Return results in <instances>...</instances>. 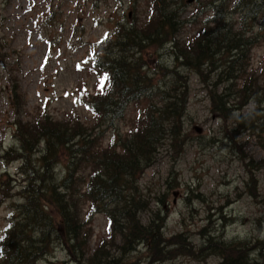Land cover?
I'll use <instances>...</instances> for the list:
<instances>
[{"label": "rangeland", "instance_id": "obj_1", "mask_svg": "<svg viewBox=\"0 0 264 264\" xmlns=\"http://www.w3.org/2000/svg\"><path fill=\"white\" fill-rule=\"evenodd\" d=\"M188 1L185 21L197 10V3ZM151 4L144 0L135 15L129 0H0V239L24 203L17 194L23 184L22 163L12 151L21 146L14 128L13 82L17 80L25 97L26 120L46 111L66 121L81 119L90 127L103 125L104 148L111 143V130L129 135L138 113L146 120L149 106L160 107L163 97L178 89L188 91L181 139L176 142L168 136L158 144L155 162L137 179L135 194L144 207L139 212L144 224L157 213L165 219V240L135 242L134 251L124 258L117 243L110 246L111 253L122 264H264V111H259L262 116L253 129L251 121H245L255 109L252 102L242 110L230 109L224 117L216 112L209 71L198 73L178 57L179 46L189 48L199 28L186 23L176 46H149L150 51H144L141 71L154 89L141 105L132 104L126 119L115 121L114 127L79 102L81 86L94 94L100 75L91 65L98 55L115 52L113 31L118 22L127 21L124 13L129 21L135 16L146 25ZM247 15L244 23L250 26L253 20ZM240 16L230 15L232 22ZM260 24H255V31ZM127 56L141 55L133 50ZM262 68L264 39L250 54V69L261 73ZM55 168L56 177L63 175L62 164ZM125 194L133 197V189ZM89 209L87 203L84 214ZM107 225L105 213L91 221L92 251L104 239L109 242ZM66 247L64 242L53 243L36 264H78Z\"/></svg>", "mask_w": 264, "mask_h": 264}, {"label": "trees", "instance_id": "obj_2", "mask_svg": "<svg viewBox=\"0 0 264 264\" xmlns=\"http://www.w3.org/2000/svg\"><path fill=\"white\" fill-rule=\"evenodd\" d=\"M143 1L129 0L135 15ZM194 1L197 10L189 21L183 20L185 0H149L152 4L148 10L152 14L146 25L135 16L133 22L129 21L128 13H124L127 21L118 22L114 36L111 35L115 52L98 55L91 65L100 75L94 94L85 86L79 92V102L95 118L114 127L115 121L126 119L132 104L141 105L148 99L154 88L141 71L146 64L142 54L150 51L149 46L156 49L169 43L176 46L184 24L191 23L199 32L189 48L179 46V59L198 73L209 71L216 112L222 117L232 108L238 111L254 103V111L245 118L246 124L251 121L249 128H254L262 116L259 111H264V68L261 73L253 72L250 54L264 39V0ZM246 13L253 20L250 26L244 23ZM233 14L241 15L240 19L232 22ZM258 21L261 28L255 31ZM133 50L141 56L129 59L127 54ZM24 101L16 80L11 104L21 146L12 151L16 152L15 160L22 163L23 184L17 194L24 203L19 207V216L11 217L12 222L0 239V264H36L50 253L55 242L66 243V251L78 264H122L111 253V247L117 243L122 245L124 258L132 252L135 242L165 240L162 234L165 219L159 213L147 225L139 217L144 207L135 197L137 179L154 164L158 144L168 136L176 142L181 139L187 90L175 89L163 97L160 107L149 106L146 120H140L142 114L138 113L129 135L111 130L107 148L102 147L103 125L90 127L82 124L81 119L66 121L46 111L26 120ZM261 145L264 148V139ZM37 154L40 157L34 159ZM58 164L64 170L63 175L56 177ZM131 188L133 197H128L125 192ZM87 203L90 209L84 214ZM97 213H105L107 217L110 240L105 243L104 239L92 251L90 225Z\"/></svg>", "mask_w": 264, "mask_h": 264}, {"label": "water", "instance_id": "obj_3", "mask_svg": "<svg viewBox=\"0 0 264 264\" xmlns=\"http://www.w3.org/2000/svg\"><path fill=\"white\" fill-rule=\"evenodd\" d=\"M190 2H192V1H190ZM190 2H189V3H190ZM197 130H198L199 133L201 132L199 129H197Z\"/></svg>", "mask_w": 264, "mask_h": 264}, {"label": "bare ground", "instance_id": "obj_4", "mask_svg": "<svg viewBox=\"0 0 264 264\" xmlns=\"http://www.w3.org/2000/svg\"><path fill=\"white\" fill-rule=\"evenodd\" d=\"M56 172V171H55Z\"/></svg>", "mask_w": 264, "mask_h": 264}]
</instances>
